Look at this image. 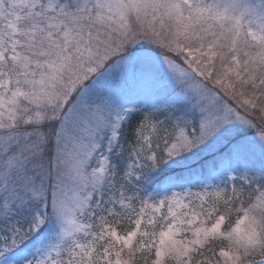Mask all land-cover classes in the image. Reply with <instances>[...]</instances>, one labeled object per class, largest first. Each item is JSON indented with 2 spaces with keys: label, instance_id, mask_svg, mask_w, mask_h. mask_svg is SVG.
Returning a JSON list of instances; mask_svg holds the SVG:
<instances>
[{
  "label": "snow or ice",
  "instance_id": "1",
  "mask_svg": "<svg viewBox=\"0 0 264 264\" xmlns=\"http://www.w3.org/2000/svg\"><path fill=\"white\" fill-rule=\"evenodd\" d=\"M0 264H264V0H0Z\"/></svg>",
  "mask_w": 264,
  "mask_h": 264
}]
</instances>
